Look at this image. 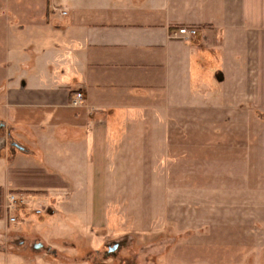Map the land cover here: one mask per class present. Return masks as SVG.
<instances>
[{"label":"crops","instance_id":"1","mask_svg":"<svg viewBox=\"0 0 264 264\" xmlns=\"http://www.w3.org/2000/svg\"><path fill=\"white\" fill-rule=\"evenodd\" d=\"M57 6L5 0L8 37L23 44L0 79V129L25 150L0 145V202L43 200L62 232L73 216L111 233L176 222L209 228L208 247L252 246L242 232L264 220V0Z\"/></svg>","mask_w":264,"mask_h":264},{"label":"rangeland","instance_id":"2","mask_svg":"<svg viewBox=\"0 0 264 264\" xmlns=\"http://www.w3.org/2000/svg\"><path fill=\"white\" fill-rule=\"evenodd\" d=\"M51 1L53 6L58 5L56 14L69 11L65 6L68 0ZM0 3L2 79L9 52L13 48H22L23 40L8 37L10 16L7 18L3 13L6 8L5 0H0ZM0 130V145L7 141L9 149L16 151V148L11 147V141L15 139L7 137L4 128ZM5 195L1 193L0 202V264H103L100 261L105 259L103 253H90L91 247L103 251L106 244L104 242L113 240L122 245L115 256L107 261L108 264H264V220L254 222L251 230L242 232L253 239L252 246L208 247L205 245L206 235L212 233L209 228L193 224L192 227L183 229L176 222L164 223L153 230L150 222L138 229L111 233L108 230H86L77 217L73 216V220L65 222L71 229L62 232L56 230L60 227V218L50 215L48 205L43 200H36L28 209L21 205L19 221L10 223L3 208ZM39 208L42 210L41 214L33 213ZM157 215L158 219L165 217L162 212ZM36 242H42L43 247L35 248Z\"/></svg>","mask_w":264,"mask_h":264},{"label":"built area","instance_id":"3","mask_svg":"<svg viewBox=\"0 0 264 264\" xmlns=\"http://www.w3.org/2000/svg\"><path fill=\"white\" fill-rule=\"evenodd\" d=\"M179 34L184 35L186 37L193 36L197 33L196 28L190 26L180 27L177 31ZM176 35V33H175ZM83 95L82 93H78L76 98L73 100V105L77 106L81 104ZM23 204V194L18 192H8L5 195L4 199V212L8 216V222L15 223L19 221V212L21 210V205ZM35 214H41V209H36L33 211Z\"/></svg>","mask_w":264,"mask_h":264},{"label":"flooded vegetation","instance_id":"4","mask_svg":"<svg viewBox=\"0 0 264 264\" xmlns=\"http://www.w3.org/2000/svg\"><path fill=\"white\" fill-rule=\"evenodd\" d=\"M36 243H38V242H36ZM104 243H106V244L104 246L105 248H104L103 251H100V249H97L96 247L95 248L91 247L90 253H93L94 251L99 252V253L102 252L103 253V257L105 259H102L100 261L103 262V264H108L107 261L115 256V254L119 251L122 243L119 242V241H115V240H113L112 242L107 241V242H104ZM90 258L93 259V256H91Z\"/></svg>","mask_w":264,"mask_h":264},{"label":"water","instance_id":"5","mask_svg":"<svg viewBox=\"0 0 264 264\" xmlns=\"http://www.w3.org/2000/svg\"><path fill=\"white\" fill-rule=\"evenodd\" d=\"M12 144H13L16 148H18L20 151H24V150H25V148H24L22 145H20L19 143H17V142H13ZM34 247H35V248H41V247H43V243H42V242H38V243L35 244Z\"/></svg>","mask_w":264,"mask_h":264}]
</instances>
